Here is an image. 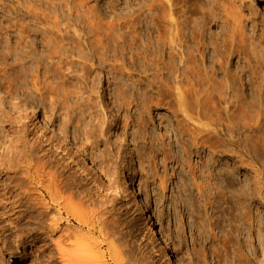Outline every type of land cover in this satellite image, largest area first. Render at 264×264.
<instances>
[{"label":"rangeland","instance_id":"obj_1","mask_svg":"<svg viewBox=\"0 0 264 264\" xmlns=\"http://www.w3.org/2000/svg\"><path fill=\"white\" fill-rule=\"evenodd\" d=\"M229 1L210 0V19L205 2L170 0L184 52L175 79L170 28L154 0H0V37L8 33L13 47H24L30 66L20 74L11 58V95L0 88V170L24 184L25 171L35 177L44 164L59 168L68 185L50 202L42 237L26 233L17 245L2 223L0 264H60L43 263V255L55 256L51 247L28 246L50 235L51 221L57 235L75 236L94 264H166L121 194L124 170L156 231L184 264L263 259L264 6L239 1L243 37L233 36L224 49L219 46L232 28ZM231 45L226 65L219 58ZM187 49L194 55L188 68ZM2 76L1 69L0 87ZM117 87L125 88L126 104L113 93ZM42 114L88 156L98 177L58 145ZM24 185L31 199L39 197L36 185Z\"/></svg>","mask_w":264,"mask_h":264},{"label":"bare ground","instance_id":"obj_2","mask_svg":"<svg viewBox=\"0 0 264 264\" xmlns=\"http://www.w3.org/2000/svg\"><path fill=\"white\" fill-rule=\"evenodd\" d=\"M200 1L201 3L205 2L203 4V9L206 15L210 19H212L214 14H213V11L211 10L212 8L210 5V0H200ZM239 1L240 0H231L227 4L228 7L225 8V10L227 11L226 13L227 15L228 14L230 15V12H231V15H230L231 18L229 19L231 21L232 28L229 31L227 38L223 41V44L219 46L220 48L225 49L227 47V43L231 44V42H233L234 40L233 36H237L239 38L243 37L241 27L237 25L239 24L238 20L242 18V14H243L242 13L243 9L241 7V4H239ZM253 1L257 3H261L264 6V0H253ZM154 3L158 11L163 9L165 17L167 19L168 27L170 28V31H169L170 48L169 49H170V61H171L170 66L171 67L169 68H170L171 75L175 76L174 78L177 79L176 74H178L179 70L176 64V60H178L180 64H183V59H184V52H182L181 46H179L178 44V41H179L178 22L173 17L170 0H154ZM53 25L55 28L58 27L57 20L54 21ZM197 30L200 32V29H197ZM39 34L42 36L41 30ZM10 39L11 38L8 33L0 37V65H1L0 70L1 69L3 70V75H4L2 76L3 79L1 81L0 88L8 96L11 95V79H10L9 72L11 68L13 67V65L9 63V60L11 58H14V61L18 62L17 69L20 74H25L28 71V69H30V66H27L23 62L24 55L22 53H24V47L21 50H17V44L15 47H13ZM251 46L252 44L250 43V47ZM232 49H233V45H231V48L229 49L228 52L227 51L225 52L224 56H220L219 61H221L224 64L225 63L223 61L224 59L227 65L229 62V58L233 53ZM251 51H253V49H251ZM39 52L40 51H38V55H39ZM186 55L188 57V62H187V68H188V66L190 65V60H194V55L191 49L189 50L187 49ZM118 61L116 62L119 64ZM182 74L183 72H181L180 75ZM176 81H175L174 88L177 89L178 92H180L179 97H181L178 100L183 99L181 103L184 104L185 100L184 98H182L184 97V95L181 94L183 93V91L177 87V83L179 84V82L178 81L176 82ZM188 83L190 86L193 87V83L191 82L190 79L188 80ZM222 85L227 87L226 83ZM209 86L211 87V85ZM209 86H208V89H209ZM113 91H114L113 93L117 96L118 99H120V101L123 100V103L127 100V99L125 100L126 90L124 87H117ZM204 91L207 92V89H204ZM178 92H176L177 95H178ZM197 94L198 92L196 93V95ZM208 95L209 94H207L206 96ZM196 97L198 98V96ZM197 98H195V101L199 102L200 97L198 99ZM206 100H210V97L209 96L206 97ZM117 102H119V100H117ZM126 103L127 102H125V104ZM183 104H181V106ZM79 108L80 107L78 105V110H80ZM2 109H3L2 103L0 102V111H2ZM102 112H104V109ZM34 117H37L36 114H34ZM1 118L2 116L0 117V119ZM32 118L33 116L31 117V119ZM5 119L6 117H4V120ZM41 120L44 123V126L51 128L53 135H55L58 141V145L61 147L62 146L67 147L71 151V154L77 158V164L79 166H82L83 169L85 167L90 174H94L96 175V177H98L97 171L95 170L97 168H94V165L90 161L88 156L81 149H79L77 145H75L72 141L68 140L61 132H59V129L57 130L54 127V124L51 123V121H49V119L45 116V114H42ZM4 122L8 123L7 121H4ZM17 134L20 136V139L24 141L25 131L21 129L20 125H17ZM0 136H1V133H0ZM38 140H39V143H41V139H38ZM36 146L38 147V145ZM11 168L13 167L11 166ZM47 168H48L47 165L45 168L44 164H40L39 166H36V169L34 172V174L36 175L35 177H33L34 175H30L28 171H25V175L27 172L29 182L27 181L28 183H24V184H28L30 186L32 183L33 186L36 185L35 189L37 190L38 193H40V195H38L39 197L32 198V199L24 191L23 186L24 187L26 186L22 183L24 180L19 178L22 181L19 182V179H18L19 183H17L16 176L10 177V172H9L10 170L9 171L8 169L6 171L2 169L0 170V229H1L2 223H4L7 232L9 231V233H11L14 236V238L17 239L16 241L17 245L21 243V239L25 236L26 233H34L35 235H40L41 237L43 236L42 231L45 230L46 222L47 220L50 219L48 218V213H47L48 206L52 205L50 202L54 203V201L56 200L59 201L60 198H58V196L61 195L62 197L63 196L62 193H65L64 191H66L65 189L68 187V185H66L67 183H65L66 181L62 182L64 180L63 179L64 177L60 176L62 175V173L58 174L59 168H57L58 170L56 172L54 171L56 170L55 168H51V170H50V167L49 169ZM45 169L50 170V171L47 172V170L45 171ZM52 169L54 170L52 171ZM60 170L62 171L61 168ZM63 172H64V169H63ZM123 176L124 178L123 180H121L122 181L121 189H120L121 194L124 196L125 200L128 201L129 209L135 212V214L139 217V219L143 221V225L145 226V233L147 234V237L149 239L148 243L149 245L151 244V247H153V251L155 252L156 256H158L160 260L166 264H184L179 256L173 254L170 251L171 249L169 248V246L166 244V242L163 241V239L160 237V235L156 231V225L150 215V212H148V210L144 207V202L141 199V196H140V193L137 187V183L135 182V180L132 179L130 180V183L127 184L125 181L127 177V171L125 172L124 170ZM60 178L63 180H60ZM43 180H46L47 183L44 181L46 184H43L44 183ZM46 197H48L49 199L48 201L46 200ZM47 226L50 229V235H48L45 238H42L41 240H39V242L36 241V239L35 240L33 239L28 242V246L31 250L40 248V246H38V243H39L41 244V247H48V248L51 247L55 251V256L53 257H50L49 255L48 257H46L43 255L42 257L43 263H60V264H92L93 263L92 257H90L91 255L90 252L86 250V247L84 248L82 246V244L79 242V240L75 236L73 237L74 239L72 240V237L69 234L68 235H65V234L57 235L58 228H57V225L53 221H51ZM252 234L253 233L250 230V237L252 236ZM258 238H259L260 246L264 247V228L258 231ZM82 243L85 244L84 242ZM263 261H264V256L262 260H259V263L250 262V263H245V264H264Z\"/></svg>","mask_w":264,"mask_h":264}]
</instances>
